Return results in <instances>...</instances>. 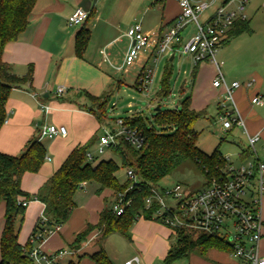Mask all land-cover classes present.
Masks as SVG:
<instances>
[{"label":"crops","instance_id":"1","mask_svg":"<svg viewBox=\"0 0 264 264\" xmlns=\"http://www.w3.org/2000/svg\"><path fill=\"white\" fill-rule=\"evenodd\" d=\"M77 8L84 9L91 17L82 26L71 27L68 21ZM180 12L178 0H37L29 18V26L17 41L6 46L3 54V61L19 77L25 76L32 68L33 80L32 85L25 84L10 93L6 103L7 121L0 129V152L18 156L29 141L38 139L47 154L45 163L37 173L23 175L21 180L23 192L37 194L76 148L96 138L101 125L96 117L86 110L91 106L86 94L104 98L107 93H113L120 87L122 82L117 79L119 67L114 66L112 60L117 55V45L121 44L124 62L129 46L127 32L130 27L140 23L145 33L163 32ZM83 28L90 31V39L83 57L79 58L75 52V39ZM138 67L142 69L141 63ZM208 69L212 78L211 93L197 104L191 101L192 109L197 112H204V108L210 106V102L219 103L222 98L223 89L213 87V81L217 76V69L213 64L198 66L194 80L197 81V77L200 78ZM256 86L254 92H248L253 88L252 83L246 85L247 88L241 85L234 92V100L248 134L250 136L260 134L259 143L262 144L264 152V119L254 110V107H264L263 77H259V84ZM60 87L65 88V93L57 95ZM258 95L263 99L262 105L246 103L247 96L253 99ZM41 106H47L48 112ZM44 125L64 126L67 129V136L40 140L39 130ZM247 150L248 148L240 150V159L242 152ZM108 151L112 153L111 150ZM259 157L264 160V154ZM96 158L97 163L102 161L99 156ZM83 184L75 195L76 208L69 221L60 226L59 231L46 235L44 242L39 246L43 252L52 254L64 249H73L72 245L77 236L89 225H97L104 209L113 207L106 205L110 199L112 205L115 203L116 195L112 190L105 189L98 194L97 185ZM82 191L89 196L82 198L80 194ZM25 208L18 235L21 246L28 243L35 226L43 218L45 205L33 200L28 202ZM5 211L6 203L0 201V240L5 226ZM261 217L263 239L260 242L259 253L264 256V197L261 202ZM20 220L21 217L18 218V222ZM114 235L121 236L113 234L100 243L98 231H93L81 244V251L72 258L76 261H71L92 264L88 256L100 249L99 244L105 250L107 241ZM173 236L176 235L171 229L167 230L156 222L138 220L131 228V241L127 240L133 246V251L124 256L120 264H126L135 258L139 259V263L136 264L165 262ZM67 259L63 264L70 262H66Z\"/></svg>","mask_w":264,"mask_h":264},{"label":"trees","instance_id":"2","mask_svg":"<svg viewBox=\"0 0 264 264\" xmlns=\"http://www.w3.org/2000/svg\"><path fill=\"white\" fill-rule=\"evenodd\" d=\"M232 1L223 0V5L226 6ZM36 2L37 0H0V129L7 121L6 103L11 91L25 84L32 85V68L25 76L19 77L3 61V54L6 46L17 41L29 26V18ZM90 17L89 14L86 22ZM249 31L250 23L247 20H239L233 26L229 38ZM89 39L90 31L87 28L78 32L75 39L77 57H83ZM168 78L169 74L163 78L161 96L169 92ZM86 97L91 103L86 110L93 114L102 126L107 119L110 100L108 97L96 98L89 94H86ZM200 118L201 112L192 109L191 99H188L181 108L156 111L155 120L160 127L158 131L149 126L140 115L123 120L126 125L138 128L146 136V142L141 149H135L123 141L119 142L117 148L111 149L120 158L122 167L133 170L139 179V184L129 191L130 182L120 184L117 180L116 173L119 168L113 160H102L95 166L86 162V155L96 143V138L76 148L35 195L22 191L21 180L25 173H37L45 163L47 154L43 144L38 139L31 140L18 156L0 152V201L6 203L5 226L0 240V264H31L29 251L33 247L32 239L39 232L50 230L54 226H63L69 221L76 208L75 195L83 183H95L98 186V194L105 189L112 190L115 195L126 192L125 198L131 199L132 204L121 216H116L112 208L104 209L98 224L89 225L77 236L72 245L73 249H79L93 231H98L100 243L113 234H120L131 241V228L135 222L140 218L154 220L152 211L145 209L144 199L152 193V189L158 187L161 180L185 162L193 163L204 175L206 182L219 178L227 161L218 148L211 154L199 148L200 133L195 130V125ZM241 155V160L244 161L250 152L243 151ZM33 200L45 205L43 218L38 221L28 243L21 246L18 235L26 212L23 202ZM19 217L21 220L18 222ZM155 221L159 222L156 219ZM186 233L194 238L195 233L179 230L176 234L177 242L172 244L166 257V264L191 253L205 256L209 250L227 253L231 251L229 244L219 237L199 234L196 241L187 242ZM99 245L100 249L89 255V260L92 264H113L103 246ZM81 257L83 256H79ZM68 264L79 262L70 261Z\"/></svg>","mask_w":264,"mask_h":264},{"label":"built area","instance_id":"3","mask_svg":"<svg viewBox=\"0 0 264 264\" xmlns=\"http://www.w3.org/2000/svg\"><path fill=\"white\" fill-rule=\"evenodd\" d=\"M215 0H178L179 16L159 33L148 34L143 31L140 23L134 24L127 32L129 46L124 62L119 71L129 72L130 68L141 63L142 71L138 79L140 91H146L153 83L154 70L151 64H156L160 56L179 52L178 45L183 41L181 36L184 28L194 22L197 32L187 41L183 52L189 54L196 66L211 63L217 69L213 87L222 88L223 94L219 102L220 116L223 120V130H230L233 125L243 127L248 139V150L253 161H247L241 167L228 163L221 169L219 178L206 182L199 192H187L181 184L170 188H154L144 199L145 209L152 211V218L171 229L174 235L179 230L206 234L225 240L230 246L229 254L236 259V264H264V256L259 253L263 236V220L261 217V202L264 197V160H261L256 150L260 142V134L250 136L241 118L234 100V92L241 87L238 82L228 84L222 73L223 63H218L216 55L220 46L229 40V34L235 23L246 20L243 12L250 0H241L235 10L227 6L218 8L215 14L204 23L203 16L214 4ZM234 1V0H233ZM88 12L77 8L69 18L71 27L82 26L88 19ZM65 93L60 87L57 95ZM251 103L262 105L261 96H255ZM48 112L47 106H41ZM119 128L115 131H104L97 141V153L101 156L106 150L117 148L120 141L135 149H141L145 142V134L138 128H133L118 120ZM57 136L66 137L64 126L44 125L39 130V139H52ZM247 160V159H246ZM244 160V161H246ZM86 162L95 166L98 162L92 152L86 155ZM126 177L130 182L129 190L139 184V179L131 169H126ZM82 184L81 186H83ZM126 192L116 195L112 210L116 216H121L131 206L132 200L126 199ZM28 201L23 202L26 207ZM60 226L39 232L31 243L29 251L31 264H63L67 258H73L81 251L79 249H64L52 254L43 252L40 245L46 235L59 231ZM139 263L135 258L126 264Z\"/></svg>","mask_w":264,"mask_h":264},{"label":"rangeland","instance_id":"4","mask_svg":"<svg viewBox=\"0 0 264 264\" xmlns=\"http://www.w3.org/2000/svg\"><path fill=\"white\" fill-rule=\"evenodd\" d=\"M240 1H232L227 6V9L235 10ZM222 6L223 0H215L211 8L201 16L200 22L204 23ZM243 15L250 23V31L229 38V42L218 49L216 60L220 64L223 63L221 70L228 84H231L234 80L244 87L252 83L253 88L248 92H254L256 85L259 84V77L264 78V0H250L245 7ZM196 32L195 23H189L181 34L183 41L178 45L177 49L179 52L175 54V59L170 62L172 54H164L159 57L156 64H151L154 70V78L153 83L148 86L149 88L146 91H140L136 82L138 75L142 71L138 65L131 67L128 73L118 70L117 79L122 83L113 93L105 95L110 100L107 119L98 130L96 139L104 131L117 130L119 128L117 125L118 120H128L135 115L142 116L149 126L155 127L158 131L160 127L155 120L157 107H160L161 111L174 110L181 108L188 99L197 104L198 101L206 98L211 93L212 78H210V70L208 69V72L201 75L200 78L197 77V81L196 79L194 80V73L197 67L189 54L182 53L184 45ZM121 47V44L117 45V55L112 60L114 66L119 68L123 65V49ZM207 64L211 66V63ZM166 74H169V92L167 95L161 96L162 81ZM196 83L197 85L194 87ZM251 96L245 98L246 103L251 102ZM210 103V106L204 108V112H201V118L195 125V130L200 133L199 148L207 154L213 153L218 148L222 155L228 159V163L234 167H241L246 164L245 162L253 161L252 155H249L246 161L240 159V150L248 148V139L243 127L233 125L230 130H223L219 103L216 101ZM254 110L264 119V107H254ZM261 146L262 144L258 143L256 150L260 156H263L264 152ZM91 151L95 157L99 156L102 160H113L119 168L116 173L119 182L126 181L123 184L129 183L126 177V169L122 167L121 160L115 155L116 153H111L107 150L100 156L95 145L92 146ZM91 184L96 185L95 183ZM176 184H181L187 192L194 193L204 188L206 178L193 163L185 162L180 168L161 180L158 187L170 188ZM80 194L82 198L89 196L84 191ZM106 205L107 207H112V200H108ZM139 220L145 219L140 218ZM151 221L169 230L162 223L155 220ZM185 236L188 237L186 239L187 242L196 241L199 234L195 233L194 238L187 233ZM167 242L169 244L168 239ZM176 242L177 237L173 236L170 244H176ZM105 251L113 264H120L124 256L132 253L133 246L121 236L114 235L107 241ZM71 260L76 261L69 258L66 262ZM153 264L166 263L155 262ZM169 264H236V259L227 252L209 250L205 256L191 253L180 259L172 260Z\"/></svg>","mask_w":264,"mask_h":264},{"label":"water","instance_id":"5","mask_svg":"<svg viewBox=\"0 0 264 264\" xmlns=\"http://www.w3.org/2000/svg\"><path fill=\"white\" fill-rule=\"evenodd\" d=\"M173 59H174V55H172V56L170 57V60H169V61L172 62ZM159 110H160V107H157L155 111H159Z\"/></svg>","mask_w":264,"mask_h":264}]
</instances>
